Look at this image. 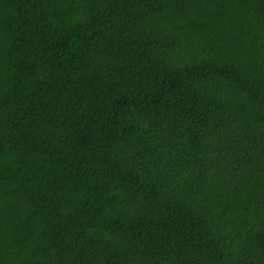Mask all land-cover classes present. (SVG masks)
<instances>
[{"label": "trees", "instance_id": "trees-1", "mask_svg": "<svg viewBox=\"0 0 264 264\" xmlns=\"http://www.w3.org/2000/svg\"><path fill=\"white\" fill-rule=\"evenodd\" d=\"M0 264H264V0H0Z\"/></svg>", "mask_w": 264, "mask_h": 264}]
</instances>
